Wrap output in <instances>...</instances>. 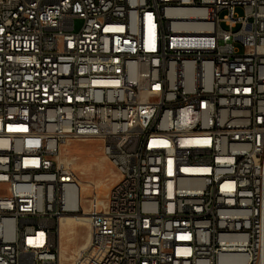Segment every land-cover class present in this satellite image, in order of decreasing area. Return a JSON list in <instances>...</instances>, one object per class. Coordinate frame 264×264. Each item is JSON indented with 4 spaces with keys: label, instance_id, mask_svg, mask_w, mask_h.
Wrapping results in <instances>:
<instances>
[{
    "label": "built area",
    "instance_id": "1",
    "mask_svg": "<svg viewBox=\"0 0 264 264\" xmlns=\"http://www.w3.org/2000/svg\"><path fill=\"white\" fill-rule=\"evenodd\" d=\"M66 215L71 264H264V0H0V264H62Z\"/></svg>",
    "mask_w": 264,
    "mask_h": 264
},
{
    "label": "rangeland",
    "instance_id": "2",
    "mask_svg": "<svg viewBox=\"0 0 264 264\" xmlns=\"http://www.w3.org/2000/svg\"><path fill=\"white\" fill-rule=\"evenodd\" d=\"M81 23L82 21L78 19L76 27L79 28ZM63 153H68L75 157V167L82 184L94 182L98 187L100 185L104 188L106 184L112 186L117 180V169L106 157L102 141L98 139H74L64 146ZM88 191L89 187L88 190H83L82 192V204L84 207L89 205L87 200ZM73 219H65L61 222L62 226L57 223L55 227V238L60 250L62 264H71L75 261L79 251L89 243L91 237L88 224H80L75 218ZM88 229L90 235L87 241L85 240V235L88 233ZM77 249L78 251L76 252Z\"/></svg>",
    "mask_w": 264,
    "mask_h": 264
},
{
    "label": "bare ground",
    "instance_id": "3",
    "mask_svg": "<svg viewBox=\"0 0 264 264\" xmlns=\"http://www.w3.org/2000/svg\"><path fill=\"white\" fill-rule=\"evenodd\" d=\"M69 143V142H68ZM67 143V144H68ZM83 190L86 191L88 190V187L83 183ZM110 185L106 184V186H104V188H102L100 185H99V188H100V192L102 193H106L109 189H110ZM90 194H92V191L89 189L88 191V196H90ZM75 218L77 220L78 223H87L85 221H87V217L86 216H73V215H66V216H63L60 221H59V225H61V222L65 219H73ZM74 220V219H73ZM76 222V221H75ZM87 225V224H86ZM62 226V225H61ZM84 231V230H83ZM89 235H90V232H89V229H88V233L85 235V240L88 241V238H89ZM20 264H27V262H20Z\"/></svg>",
    "mask_w": 264,
    "mask_h": 264
},
{
    "label": "crops",
    "instance_id": "4",
    "mask_svg": "<svg viewBox=\"0 0 264 264\" xmlns=\"http://www.w3.org/2000/svg\"><path fill=\"white\" fill-rule=\"evenodd\" d=\"M81 245H82V244H81ZM81 245H80V247H81ZM80 247H79V248H80ZM79 248H78V249H79ZM78 249L76 250V252L78 251Z\"/></svg>",
    "mask_w": 264,
    "mask_h": 264
}]
</instances>
